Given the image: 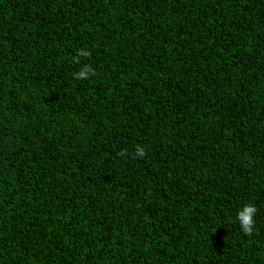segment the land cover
Segmentation results:
<instances>
[{"label":"trees","instance_id":"trees-1","mask_svg":"<svg viewBox=\"0 0 264 264\" xmlns=\"http://www.w3.org/2000/svg\"><path fill=\"white\" fill-rule=\"evenodd\" d=\"M0 264H264V0H0Z\"/></svg>","mask_w":264,"mask_h":264},{"label":"clouds","instance_id":"clouds-1","mask_svg":"<svg viewBox=\"0 0 264 264\" xmlns=\"http://www.w3.org/2000/svg\"><path fill=\"white\" fill-rule=\"evenodd\" d=\"M91 53L90 51L86 49H79L77 52V55L73 57V62L76 64H80L81 57H90ZM90 74L94 75L95 71L92 69V67L88 64H84L79 72L74 73V78L77 80H85L88 79ZM134 155L136 157H144L146 155L145 148L143 146L137 145ZM257 213V208L255 205L247 204L244 205L243 208L238 211L236 219L239 221L240 228L243 233L246 235L251 236L254 231L255 227V216Z\"/></svg>","mask_w":264,"mask_h":264}]
</instances>
